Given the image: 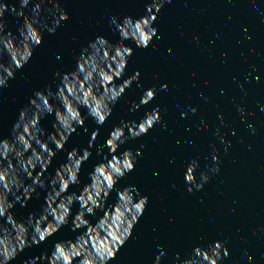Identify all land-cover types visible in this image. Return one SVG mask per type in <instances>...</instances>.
Returning a JSON list of instances; mask_svg holds the SVG:
<instances>
[{"label": "water", "instance_id": "95a60500", "mask_svg": "<svg viewBox=\"0 0 264 264\" xmlns=\"http://www.w3.org/2000/svg\"><path fill=\"white\" fill-rule=\"evenodd\" d=\"M145 3L92 0L91 41L103 36L119 43L109 17L137 19L147 14ZM157 15L153 27L158 35L149 47L125 41L133 54L123 78L139 71V81L126 90L103 126L91 118L85 121L82 151L98 127L99 137L81 168L76 194L90 183L94 165L111 158L105 141L113 128L122 120L138 123L146 112L159 108L161 122L147 135L127 140L116 153L130 149L141 155L134 171L116 184L106 208L130 185L148 203L110 264H153L161 251L166 253L161 264H182L196 247L217 240L229 251L219 264H264V0H172ZM163 84L170 91H161ZM151 87L157 90L155 99L129 111L131 102L138 103ZM239 107L245 109L244 120ZM217 129L231 147L220 142ZM213 146L218 164L212 159ZM192 159L199 164L197 180L201 171L211 178L203 189L190 193L184 173ZM217 166L212 175L210 168ZM78 210L74 204L72 218ZM102 214L97 210L96 216L86 218L95 224ZM79 234L69 230L68 239Z\"/></svg>", "mask_w": 264, "mask_h": 264}, {"label": "clouds", "instance_id": "9594fccd", "mask_svg": "<svg viewBox=\"0 0 264 264\" xmlns=\"http://www.w3.org/2000/svg\"><path fill=\"white\" fill-rule=\"evenodd\" d=\"M170 3L172 0H146L147 14L137 19L130 16L123 19L116 15L110 16L109 25L112 26L113 33L119 34V43L113 44L103 36L89 42L77 56L73 71L62 74L57 70L53 73L60 81L57 90L53 92L51 85H47L45 89L36 91L29 103L19 110L11 130L12 139H0V264H11L26 248L39 246L62 227L69 225L74 204L79 205V210L71 219L70 230L79 231L80 234L74 240L54 243L50 255L41 253L39 257L30 262L25 261L24 264H37V260L40 264H110L131 238L135 225L146 210L148 197L130 185L117 192L114 204L106 208V203L116 184L134 171L136 158L141 153L137 150L134 154L130 149L120 155L116 153L127 140L147 135L161 122L159 108L146 112L138 123L122 120L119 126L113 128L105 141L111 158L105 157L106 162L94 165L88 174L90 183L85 184L78 195L75 192L67 193L71 186L81 183L79 173L83 164L92 156L90 149L99 137V127L91 132L88 146L83 149L82 154L79 149L72 148L67 153L66 162L55 170L54 175L50 174V180L44 178V173L57 153L64 150L65 144L78 127L83 128L85 133L88 132L85 127L86 119L91 118L98 126H103L118 100L133 82L139 81V71L123 78L128 60L133 54V48L127 46L125 41L134 42L140 49L149 47L158 35V30L153 27L158 19L157 14L165 4ZM30 4L31 11L26 12ZM42 11L47 12L50 24L46 19L42 22ZM6 14L17 20L22 19V24L17 29L19 36L6 30ZM69 18L60 0H18V6L16 3L10 5L0 2V104L3 102V89L15 78L16 72L28 64L34 49L43 42V32L46 30L48 34L54 35L57 27ZM5 56L8 57L7 63L4 62ZM55 58L61 59L59 54ZM117 80L122 82L117 84ZM161 91L168 92L170 89L167 84H163ZM156 95L155 87L148 88L138 103L131 102L129 111H137L148 105ZM82 108L87 110L86 114L82 113ZM237 110L242 120L246 119L245 109L239 107ZM190 111L195 113L196 109L190 108ZM53 114L54 131L48 132L44 139L42 137L46 130L42 127L41 120ZM186 115L187 113H182V116ZM248 127L253 128V125L249 124ZM219 139L222 144L231 147V142L226 141L222 135H219ZM50 144L55 147H50ZM213 148L212 159L218 164L215 146ZM97 155H101L99 150ZM38 167L40 171L36 172ZM198 167V161L192 159L184 173L187 191L190 193L203 189L211 178L208 172L201 171L198 181ZM218 171V166L210 168L212 175ZM29 179L31 183L26 184L25 181ZM37 188L47 189L44 196L46 206L42 207L38 217L35 213H30L26 221L17 220L11 209L18 201H22L21 206L26 207L33 193L39 197ZM10 196L13 198L10 199ZM97 210L103 214L93 224L86 217L96 216ZM165 255L161 251L153 264H161ZM228 255L226 245L217 240L207 247H196L190 257L183 259L182 264H219ZM176 259H181L179 253Z\"/></svg>", "mask_w": 264, "mask_h": 264}]
</instances>
